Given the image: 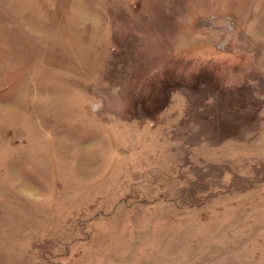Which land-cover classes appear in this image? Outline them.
<instances>
[{"label":"rangeland","instance_id":"1","mask_svg":"<svg viewBox=\"0 0 264 264\" xmlns=\"http://www.w3.org/2000/svg\"><path fill=\"white\" fill-rule=\"evenodd\" d=\"M0 264H264V0H0Z\"/></svg>","mask_w":264,"mask_h":264}]
</instances>
